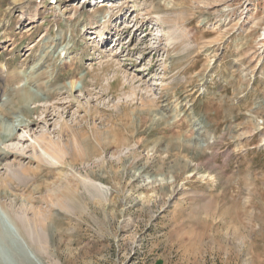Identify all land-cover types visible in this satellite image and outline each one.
<instances>
[{
    "label": "rangeland",
    "instance_id": "1",
    "mask_svg": "<svg viewBox=\"0 0 264 264\" xmlns=\"http://www.w3.org/2000/svg\"><path fill=\"white\" fill-rule=\"evenodd\" d=\"M51 1L0 0V264H264V0Z\"/></svg>",
    "mask_w": 264,
    "mask_h": 264
},
{
    "label": "bare ground",
    "instance_id": "2",
    "mask_svg": "<svg viewBox=\"0 0 264 264\" xmlns=\"http://www.w3.org/2000/svg\"><path fill=\"white\" fill-rule=\"evenodd\" d=\"M33 11V10H32ZM39 10H36L35 9V11H33V13L30 11V13L28 14L29 16L27 17V20H30V21H33L34 19H38V16H39V12H38ZM27 12H29V11H27ZM152 16H153V18L156 16V15H153L152 14ZM101 30H104L105 32H109L110 31V28H109V24L107 23V24H105L102 28H101ZM100 30V31H101ZM107 35V34H106ZM105 35V36H106ZM105 36H104V38H105ZM14 49H15V46H14ZM13 49V50H14ZM10 52H12V51H10ZM110 64V63H109ZM35 72V71H34ZM33 72V73H34ZM28 76L30 75V74H32V73H26ZM27 76V77H28ZM32 76V75H31ZM34 77V76H33ZM36 78H38V76L36 77ZM29 79V78H28ZM31 79V78H30ZM35 79V78H34ZM78 79V78H77ZM77 79L75 78L74 80H72L71 82H70V91L72 92L71 94H73V92L75 91V89H76V85H77ZM142 80V79H141ZM140 81V80H139ZM33 82V81H32ZM141 82V81H140ZM30 85V84H29ZM32 86V85H31ZM34 86V85H33ZM85 88V87H84ZM68 89V88H67ZM59 91V90H58ZM84 91V90H83ZM62 93V92H61ZM85 94L86 95H91V92L90 91H85ZM22 97H21V100L22 101H24L26 104H30L31 102H34V103H38V102H41L43 99L40 97V95L39 94H37V93H35V92H33L32 90H31V88L28 86V87H26L25 89H23V91L21 92V94H20ZM46 96L47 97H52V95L50 94V93H48L47 92V94H46ZM18 102V101H17ZM59 102H57V103H55L53 106H55V105H59L58 104ZM21 105V107H22V104H20ZM52 106V107H53ZM27 107H28V105H27ZM23 108V107H22ZM25 109V108H24ZM56 109V108H55ZM41 110V108H40V106H38V108H37V110L35 111L36 113H39V111ZM26 113H27V111H26ZM29 113V112H28ZM32 114V113H31ZM27 115H29V114H27ZM42 115V114H41ZM43 115H45L43 118V120H45V121H48V119H50V117H51V112H50V107H47L46 109H45V111H44V113H43ZM42 115V116H43ZM42 121V120H41ZM9 136H11V134L10 135H8V137ZM13 137H14V135H12ZM116 137L117 138H115V136H113V141L112 142H108L109 144H105L103 141H101L100 142V144L101 145H104L105 147H108L109 145H114V146H120V145H123L124 143H121V141L119 140V138H118V136H117V134H116ZM110 147V146H109ZM108 147V148H109ZM7 156V153L6 152H4V150H0V156L1 157H6ZM63 158V157H62ZM187 168H189V165L187 166H185V170L187 169ZM40 221V220H39ZM42 223V222H41ZM25 223L23 222V221H20V225L22 226V228L23 229H25V230H27V228H26V224L24 225ZM39 223H37V225H38ZM46 230V229H45ZM23 231V230H22ZM25 232V231H24ZM23 232V234H25ZM36 234V233H35ZM37 235V234H36ZM40 236V235H39Z\"/></svg>",
    "mask_w": 264,
    "mask_h": 264
}]
</instances>
